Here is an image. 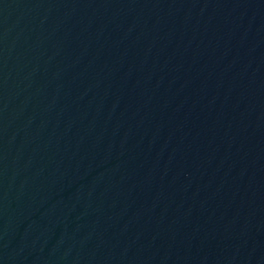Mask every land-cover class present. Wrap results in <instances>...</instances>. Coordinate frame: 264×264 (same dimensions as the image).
Here are the masks:
<instances>
[{
  "label": "water",
  "instance_id": "95a60500",
  "mask_svg": "<svg viewBox=\"0 0 264 264\" xmlns=\"http://www.w3.org/2000/svg\"><path fill=\"white\" fill-rule=\"evenodd\" d=\"M0 264H264V0H0Z\"/></svg>",
  "mask_w": 264,
  "mask_h": 264
}]
</instances>
